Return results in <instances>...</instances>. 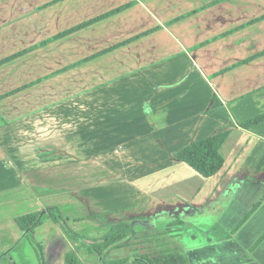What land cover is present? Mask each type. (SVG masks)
I'll use <instances>...</instances> for the list:
<instances>
[{"label":"crops","instance_id":"crops-1","mask_svg":"<svg viewBox=\"0 0 264 264\" xmlns=\"http://www.w3.org/2000/svg\"><path fill=\"white\" fill-rule=\"evenodd\" d=\"M49 1L50 6L43 8ZM51 1L10 2L14 12L28 9L25 18L37 33L24 28L23 39L0 33V59L132 4L0 65V86L13 83L0 96L37 81L0 99V114L7 122L0 125V254L8 252L14 264H38V255L15 218L57 206L66 227L81 236L100 238L120 221L132 227V240L106 250V262L181 252L187 259L182 264H264V122L259 130L238 125L257 113L253 103L264 109V56L233 66L264 50V17L245 25L264 16V0H58L53 5ZM54 17L61 28L53 33ZM234 27L238 30L225 33ZM8 42L15 48H4ZM222 68L227 71L222 73ZM56 82L88 89L95 102L89 107L94 113L87 112L90 121L78 132L82 158L69 155L64 160L62 147L44 144L34 146L30 157L24 146L4 139L10 120L18 117L12 115L14 110L24 114L26 109L14 107L16 100ZM237 98L238 115L229 114L227 101ZM225 130L230 132L219 149L223 165L214 175L203 177L175 156L178 149ZM93 151L101 152L100 164L94 162ZM76 179L78 187H67ZM82 180L85 183L79 185ZM117 183H127L125 192L134 195H110L108 188ZM144 234L148 235L141 239ZM33 236L44 245L46 264H65L62 259L68 251H75L83 264L101 262L98 254L51 220L36 226ZM0 264L10 262L2 258Z\"/></svg>","mask_w":264,"mask_h":264},{"label":"rangeland","instance_id":"rangeland-1","mask_svg":"<svg viewBox=\"0 0 264 264\" xmlns=\"http://www.w3.org/2000/svg\"><path fill=\"white\" fill-rule=\"evenodd\" d=\"M18 1L19 3H21L22 0H0V33H13L12 35L15 38L23 39L24 33L21 32L24 30V28H27L29 33H37V31L35 30V25H34V29H32L30 27L31 24V22H29L30 20L25 18L26 16H28L27 15L28 9L26 7H24L23 9L19 8L17 12H14L15 7L11 6L12 4H10V2L16 5L18 4ZM35 1L38 5L41 2L40 0H35ZM45 2L46 0H43L41 4ZM48 3H49L48 5L50 6V1ZM54 3H56V1H53L51 4L53 5ZM30 13L32 15L35 14L33 12ZM56 21L57 19L54 17L51 23H54ZM250 21L248 23H250ZM33 22L35 23V21ZM38 22H42V21L39 19ZM248 23H245V25H248ZM54 24L55 25L51 26V30L53 31V33L56 32V30H58L59 28H61V26H59L58 23H54ZM17 26L20 27L19 33H17L18 32V28H16ZM42 30L43 27L40 26V28H38V31L42 32ZM236 30H238V28L234 27L230 29L229 32H225V33H232ZM46 32L49 33L48 31ZM7 47H9L10 49L15 48V46H12L11 42H8V45L4 48ZM3 52L4 54H8L7 51H3ZM246 54L247 53H241L239 56H245ZM262 56H264V50L261 52L258 51L256 53L238 59V62L236 61L233 66H235L236 68L240 65L251 63L254 59L260 58ZM233 66L229 65L228 67L230 68ZM253 68L256 67L253 66ZM226 71L227 70H224V68H222V73ZM217 73H221V70L217 71ZM254 73H258V72L254 71ZM51 75L54 74L51 73L50 75H47V77L45 76L44 78H48ZM208 76L209 78H211L210 75ZM11 84L13 83H4L3 85H1L0 93L11 89V87L13 86V85L11 86ZM25 85L27 84L25 83L24 86ZM258 90H261V88L255 89L252 92H256ZM86 91H88V89L85 90V88L79 89L73 87L69 88L67 87V85H65V83L59 84L58 82L53 84H47L44 86H38L36 87V89L34 88V90H32L30 93L16 100V105H14V107H18V109L20 110L22 109V107L26 109L24 110V114H20L23 111L17 112V110H14L12 115L14 116L16 114L18 117L10 120L12 123L11 126L12 128L10 127L9 135L7 133L4 139L7 141L8 144L19 145V147L24 146L25 149L28 151L25 152V154L26 155L30 154V157L34 155L33 152L34 146L35 147L39 145L43 146V144L47 147H53V146L62 147L63 153L60 154L63 155L64 160L68 159L69 155L70 157L76 156L77 158L78 156H81L80 158L84 157L85 153H82V151L80 150L81 147L79 146L82 144V142H80L79 144L76 143L77 141H79V136H80V135L78 136V132L83 131L86 122L90 121L89 119H91V116L89 115L87 116V112L88 114H93L94 112L91 111L93 109L92 108L90 109L89 107H92V104H95L94 101L93 102L91 101L92 94L86 93ZM6 95H8V93L6 94L3 93V95L0 96V99L5 98ZM239 100L240 98H237L232 102H230L229 100L227 101V107H228L227 110L229 114L238 115L237 109L240 108V102H241ZM253 104L257 106L258 110L256 111L257 112L256 114L250 116L248 119H251L261 113H264V109H262L263 105H261V103H253ZM0 105H2L1 102ZM182 106H186V103H184ZM95 108H97V105H95ZM6 113L3 112V114ZM224 114L227 115L225 111ZM7 115L9 114L7 113ZM2 117L5 118L4 115L0 114V125H4L7 123L2 120L3 119ZM243 121L245 120L243 119ZM262 122L264 121L256 123L255 125L251 126V128L255 130H259L258 125H260ZM98 137L100 138V135ZM99 146L100 145L96 144V148H98ZM93 153L95 154L94 162L96 163V165L100 164L101 156L99 154L101 152L93 151ZM32 159L35 160L34 158ZM81 171L83 172L85 171L84 167ZM99 174H100V170H99ZM80 175L82 174L79 173V176ZM127 179L130 180V177H128ZM84 183H85L84 181L83 182L79 181V185H83ZM77 184L78 183L76 179L75 182L69 183L67 187L71 185L75 188L78 187ZM21 185L23 186V184ZM128 188L129 186L127 183L124 184L117 183L114 184L112 188H108L109 191L107 192L110 195H126L127 193L125 191ZM127 195H134V194L133 192H131L130 194ZM146 235L144 234V236L141 237V239L146 238ZM200 235L204 236L203 233H200ZM82 236L89 239H97V238L87 237L86 235H82ZM33 239L35 240L34 236ZM28 242L31 245L29 240ZM33 250L35 249L33 248Z\"/></svg>","mask_w":264,"mask_h":264},{"label":"trees","instance_id":"trees-1","mask_svg":"<svg viewBox=\"0 0 264 264\" xmlns=\"http://www.w3.org/2000/svg\"><path fill=\"white\" fill-rule=\"evenodd\" d=\"M58 1V0H53ZM51 1V3L53 2ZM49 3L45 4L44 6H47ZM132 3H127L125 5H122L120 7L114 8L110 11H107L105 13H102L98 16H95L89 20H85L83 22H80L74 26H71L65 30H62L58 33H55L54 35L50 36L47 39H44L40 41L38 44H35L33 46H29L27 48L21 49L15 53H12L6 57H3L0 59V65L8 62L14 58H17L39 46H43L45 44H48L51 41L57 40L59 38H63L79 29H82L90 24H93L97 21H100L104 18H107L125 8L130 6ZM186 15H183L181 17H178L174 20H178ZM262 17H258L257 19H253L250 21V23L262 19ZM248 23V24H250ZM152 31V30H151ZM149 31H145L142 33H139L129 39L120 41L118 43H115L109 47H106L105 49H102L100 51H97L91 55H88L80 60H77L76 62L66 65L61 69H58L55 73H61L71 67L77 66L79 64H82L88 60L94 59L106 52H109L113 49H116L118 47H121L127 43H130L144 35L149 34ZM204 44V43H202ZM200 44V45H202ZM199 45V46H200ZM40 81V79L38 80ZM37 83V81H31L27 83V85H23L17 89H14L13 91L9 92L14 93L18 90H21L25 87L31 86L33 84ZM261 121H264V113H261L251 119L245 120L243 122L238 123L239 126L249 129L251 126L255 125L256 123H259ZM229 130H225L223 132L202 138L198 141L192 142L180 149H178L175 152V156L192 167L194 170H196L199 174H201L203 177H210L217 173L219 169L223 165V158L219 152L220 146L225 141L227 136L229 135ZM264 198V194L262 196ZM260 202H257L252 209H254ZM251 209V210H252ZM251 212V211H250ZM46 220H51L54 223L59 224L62 229L67 233L68 236L78 241V244L81 246L86 247L90 252L96 253L99 255L101 262L100 264H182L186 262V256H184L181 252H171V253H160L158 255L149 257L147 255H135L132 257H125L113 261H104L103 255L105 254L106 250L110 248H115L118 246H121L124 241L135 235V231L132 229V227L126 223V222H116L112 224L109 228V231L102 237L97 239H89L84 236L78 235L71 230H69L63 220L62 215L59 212V209L56 206H50L45 209V211H36L31 212L23 215H19L15 218L17 226L23 231L30 241L32 247L35 249L40 264H46L44 261V255H43V244L36 242L33 239V232L36 226L43 223ZM176 223L180 224L182 223L180 220H176ZM5 258L8 259L10 264H14L13 259L11 258L10 254L8 252L1 253L0 259ZM63 263L65 264H83L79 257L77 256L75 251H68L63 256Z\"/></svg>","mask_w":264,"mask_h":264}]
</instances>
